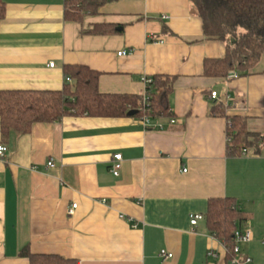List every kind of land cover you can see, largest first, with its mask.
Wrapping results in <instances>:
<instances>
[{
  "label": "crops",
  "instance_id": "1",
  "mask_svg": "<svg viewBox=\"0 0 264 264\" xmlns=\"http://www.w3.org/2000/svg\"><path fill=\"white\" fill-rule=\"evenodd\" d=\"M66 1L4 0L0 92L63 91L66 66L99 72L106 94L143 95L144 78L175 76V123L65 116L7 139L0 124V264H30L23 250L77 264H227L205 217L209 201L222 198L240 204L252 234L238 258L264 264V55L249 75L209 78L204 61L226 48L205 37L190 0H101L81 22L65 19ZM103 24L115 32L87 33ZM233 116L263 137L247 147L258 155L229 153ZM194 214L204 219L192 228ZM161 250L173 257L163 260Z\"/></svg>",
  "mask_w": 264,
  "mask_h": 264
},
{
  "label": "trees",
  "instance_id": "2",
  "mask_svg": "<svg viewBox=\"0 0 264 264\" xmlns=\"http://www.w3.org/2000/svg\"><path fill=\"white\" fill-rule=\"evenodd\" d=\"M203 23L205 37L225 44L223 58L206 59L204 75L226 80L230 72L238 76L251 73L264 55V0H190ZM101 0H67L65 19L81 22L87 14L96 12ZM6 16V4L0 0V25ZM109 25H96L87 33H114ZM108 28V29H107ZM65 74L71 79L63 91L0 92V124L5 139L12 133L25 135L37 123H52L65 116L97 118H125L132 110L139 119L172 120L170 95L175 76L156 75L146 85L144 94H106L99 89L100 73L87 66H66ZM215 114L224 116L221 104L214 105ZM228 143L230 154L240 155L242 148L259 146L263 137L248 132L241 118L228 117ZM230 145V146H229ZM209 231L227 249V264L237 258L234 253L235 232L243 230L247 217L240 204L231 198L209 201L206 214ZM21 255L30 264H77L75 260L54 255H32L23 250Z\"/></svg>",
  "mask_w": 264,
  "mask_h": 264
},
{
  "label": "built area",
  "instance_id": "3",
  "mask_svg": "<svg viewBox=\"0 0 264 264\" xmlns=\"http://www.w3.org/2000/svg\"><path fill=\"white\" fill-rule=\"evenodd\" d=\"M163 17L167 18L166 16H163ZM153 43L162 45V44H164V40H162V39L153 40ZM125 53H126L125 51L119 52L118 55L122 56V55H125ZM54 65H55L54 63H51L49 66L51 68H53ZM237 77H238L237 73L232 71V72H230L227 79H234ZM66 80H67V82H71V79L69 77H67ZM151 81L152 80L150 79V77L144 78L145 85H147ZM144 95H145L144 96V104L146 105V102H147L146 92ZM210 97L212 100H215L216 103H222V100L220 99L218 92L212 91L210 94ZM142 121L144 122L145 125H148L150 123L149 118H144V119H142ZM173 123H175L174 119L171 120V124H173ZM159 127L161 129L163 128L162 125H159ZM227 143L232 144L230 136L227 137ZM251 149L252 148H242L240 155H242V156L258 155L255 149L254 150H251ZM6 151H7V147L5 145L0 144V159H3L5 157ZM121 160H122V156L120 154H117L114 156V162L111 165V172L115 177H118L120 174ZM48 166L50 168H53L55 166V164L51 161L48 163ZM186 171L187 170L184 169V172H186ZM77 207H78V205L76 203H73L68 209V215L73 216L75 214ZM203 219H204V215H202V214L192 215L191 219H190L191 227L195 228L198 225V222L200 220H203ZM234 238H235L234 253L236 254L237 258H235L233 260V264H249V263H251V259L249 257H244V258H240V259L238 258L241 255L240 244H247L252 239L251 231L249 229L237 230L235 232ZM159 255L163 260H168V259H171L173 257V254L167 252L166 250H161Z\"/></svg>",
  "mask_w": 264,
  "mask_h": 264
},
{
  "label": "water",
  "instance_id": "4",
  "mask_svg": "<svg viewBox=\"0 0 264 264\" xmlns=\"http://www.w3.org/2000/svg\"><path fill=\"white\" fill-rule=\"evenodd\" d=\"M138 114V111L132 110L128 113V117H135Z\"/></svg>",
  "mask_w": 264,
  "mask_h": 264
}]
</instances>
